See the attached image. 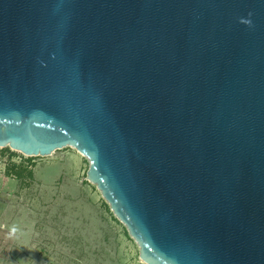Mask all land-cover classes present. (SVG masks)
Segmentation results:
<instances>
[{
	"label": "water",
	"instance_id": "1",
	"mask_svg": "<svg viewBox=\"0 0 264 264\" xmlns=\"http://www.w3.org/2000/svg\"><path fill=\"white\" fill-rule=\"evenodd\" d=\"M71 147L144 264H264V0H0V148Z\"/></svg>",
	"mask_w": 264,
	"mask_h": 264
},
{
	"label": "rangeland",
	"instance_id": "2",
	"mask_svg": "<svg viewBox=\"0 0 264 264\" xmlns=\"http://www.w3.org/2000/svg\"><path fill=\"white\" fill-rule=\"evenodd\" d=\"M88 168L71 147L45 157L0 148V264H144Z\"/></svg>",
	"mask_w": 264,
	"mask_h": 264
},
{
	"label": "clouds",
	"instance_id": "3",
	"mask_svg": "<svg viewBox=\"0 0 264 264\" xmlns=\"http://www.w3.org/2000/svg\"><path fill=\"white\" fill-rule=\"evenodd\" d=\"M17 232V229L15 226H13L10 230H9V237L15 235V233Z\"/></svg>",
	"mask_w": 264,
	"mask_h": 264
}]
</instances>
